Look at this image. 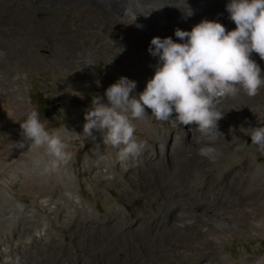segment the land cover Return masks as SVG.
Masks as SVG:
<instances>
[{"label":"rangeland","instance_id":"rangeland-1","mask_svg":"<svg viewBox=\"0 0 264 264\" xmlns=\"http://www.w3.org/2000/svg\"><path fill=\"white\" fill-rule=\"evenodd\" d=\"M102 1L0 0L3 46L20 48L18 31L38 32L28 52L0 53V264H264V193L252 184L264 172V152L250 138L264 126V85L253 97L240 91L217 99L222 118L209 153L195 125L158 122L146 108L147 116L132 121L141 154L121 160L99 133L95 141L83 135L93 97L107 104L105 90L120 77L136 82L133 95L143 92L158 62L148 52L152 38L186 41L176 29H143L127 11L115 14L114 0ZM125 1L116 4L122 11ZM130 1L143 4L135 14L167 9L164 0ZM173 1L182 31L202 20L235 30L230 0ZM54 45L67 52L51 53ZM250 59L264 77V60ZM34 110L66 145V163L53 166L46 146L23 142L20 123ZM235 117L232 126L222 122ZM238 127L246 135L235 144ZM180 137L187 142L175 158ZM204 198L216 201L218 213ZM174 210L185 220L171 219Z\"/></svg>","mask_w":264,"mask_h":264},{"label":"clouds","instance_id":"clouds-1","mask_svg":"<svg viewBox=\"0 0 264 264\" xmlns=\"http://www.w3.org/2000/svg\"><path fill=\"white\" fill-rule=\"evenodd\" d=\"M226 10L235 30L226 32L222 24L202 20L191 31L175 30L184 43L153 37L148 52L158 62L144 91L133 95L136 82L120 77L105 90L107 104L101 97H93L92 107L84 115L83 135L95 141L94 132L99 133L105 144L118 149L121 160H127L141 154L143 146L134 139L132 121L147 116L146 108L158 122L195 125L204 133L216 130L222 118L216 109L218 98L236 96L240 91L249 97L257 95L264 77L250 56L256 53L264 60V0H230ZM191 14L190 9L186 11V18ZM38 116L31 111L20 123L23 142L31 141V147L46 146L53 166L66 163L70 159L66 145L45 130ZM251 133V144L264 152V126Z\"/></svg>","mask_w":264,"mask_h":264},{"label":"bare ground","instance_id":"bare-ground-1","mask_svg":"<svg viewBox=\"0 0 264 264\" xmlns=\"http://www.w3.org/2000/svg\"><path fill=\"white\" fill-rule=\"evenodd\" d=\"M48 2H49V0H47ZM53 1H55V2H60V0H53ZM102 1V0H101ZM111 1V0H110ZM115 1V5H113V6H115V8L114 7H112L113 8V12L116 14L117 12L118 13H124L125 11H127L128 12V15H129V17H130V19H134V18H137V20H139V22H140V25L141 26H143L144 28L143 29H152V28H154V29H158V30H160V31H169V30H174V29H177V28H180V27H182L181 26V23L183 22H181V20L179 21V18H181V17H179V16H177V11H178V13L180 12V9H179V7L177 8V6L175 5V1H171V2H169V0H164L163 1V3H165L166 5H167V9L162 13L161 11H159V10H157L156 11V9H155V11L153 12V10L152 11H150V12H144V13H141L140 11H139V13H141V14H139V13H137V14H135V12L136 11H138L139 10V8H141L140 6H142L143 4H141L140 5V3L138 2H136V1H125L124 3H123V6L124 7H121L122 9H124L123 11L122 10H120L119 9V7H117V5L116 4H121V2H123V0L121 1L120 0V2H118V0H114ZM198 1V0H197ZM205 1V0H204ZM226 1V0H225ZM224 1V2H225ZM96 2V1H95ZM106 0H103L102 1V3H104V5L106 4V3H108V1L106 2ZM100 3V5H103V4H101V2H99ZM98 4V3H97ZM108 6H110L109 5V3L107 4ZM165 5V6H166ZM203 5V4H202ZM104 8V7H103ZM106 8H110V7H106ZM195 8V7H194ZM193 8V9H194ZM1 9V8H0ZM3 9V8H2ZM161 9V8H160ZM104 10V9H103ZM1 12V11H0ZM6 12V11H5ZM3 13V12H2ZM7 13V12H6ZM95 18H97L98 19V21H101V19H100V17H97V15L96 16H94ZM186 18V17H185ZM184 19V18H183ZM7 22V21H6ZM107 22V24H109V25H114V22H112V21H110L109 22V20H107L106 21ZM5 23V22H4ZM160 23H163L162 25L160 24ZM225 23V25H229V22H224ZM233 24V23H232ZM88 25H91V23H89ZM37 26V25H36ZM26 28H28V27H26ZM93 28V27H92ZM232 29H233V26H232ZM40 33V32H39ZM18 41H20V48L18 47V46H16L15 44H13V43H11L9 46H3L4 44H2V43H0V53H5L4 51H6V53H25L26 51L28 52V50L29 49H31V48H35V44H32L33 42H35L34 40V38L36 37V35H38V32H35V30L34 29H27V30H22V31H18ZM26 34V35H25ZM43 36V35H42ZM5 37H6V34L2 31V30H0V38L1 39H5ZM49 41V40H48ZM66 46V45H65ZM11 47V49L9 50V48ZM50 52L51 53H66L65 52V50H64V48H62V47H60V46H56V45H54L53 47H51L50 48ZM224 99V98H223ZM226 99V98H225ZM227 100V99H226ZM229 100V99H228ZM228 102V101H227ZM240 120V117H235V118H231V119H224L222 122H223V124H229V125H233V124H236V122H238ZM239 124V123H238ZM228 126V125H227ZM241 127H238V128H235L233 131V136H231L232 138H233V140H232V143H235V144H237V143H240L241 142V140L243 139V137H245V135L246 134H244V133H242V131H241ZM192 132H194V135H196V134H199V131L197 130V128H192ZM200 134H202V137L203 138H205V140L204 141H202V143H204V144H206V148H205V150L203 151V152H205V153H209L208 152V150L211 148V146H213L214 144H215V141L213 140V138H211L212 136V134H215V133H213L212 132V130H209V131H207V132H204V133H202V132H200ZM198 136V135H197ZM193 137H195V136H193ZM214 141V142H213ZM186 142L187 141H185L183 138H179V142H178V145L177 146H174L175 148H174V150H175V158H179V157H181L183 154H184V150H183V145H185L186 144ZM201 143V144H202ZM218 144V143H217ZM173 145V144H172ZM176 145V144H175ZM187 146V145H186ZM210 146V147H209ZM201 147V146H200ZM202 148H204V147H202ZM167 154V153H166ZM167 156V155H166ZM171 158H173V157H171ZM192 159L194 160V161H200L201 160V158H199V157H197V155L196 156H194V154H193V156H192ZM160 163H162V159H159L158 160ZM202 163V162H201ZM163 164V163H162ZM198 167V166H197ZM191 176V175H190ZM232 177V174L231 173H229V174H227L226 176H225V178L226 179H229V178H231ZM253 178H254V181L252 182V184H253V186L255 187V188H257V190H256V194H263L264 193V188H260V187H264V172L263 171H260L259 173L257 172V173H254L253 174ZM222 184H219L218 186L217 185H215V188L216 189H219L220 188V186H221ZM260 188V189H259ZM204 200V207L206 208V209H208V210H210V212H212L213 214H216V213H218V211L219 210H216V209H212V205L214 204V203H216V201L215 200H213V199H211V198H204L203 199ZM220 210H222L221 208H220ZM176 211H179V210H174V211H172L171 213H170V218L171 219H175V218H177V219H179L180 221H184L185 220V218H186V216L184 215V213L182 212L181 214H178ZM181 212V211H180ZM221 213V212H220ZM214 216H217V215H214ZM213 216V217H214ZM219 216V215H218ZM216 218V217H215ZM219 218H221V217H219ZM218 217L216 218L217 220V222H223L222 220H224V219H222L221 221H220V219H219ZM214 220V219H213ZM226 220V219H225Z\"/></svg>","mask_w":264,"mask_h":264}]
</instances>
